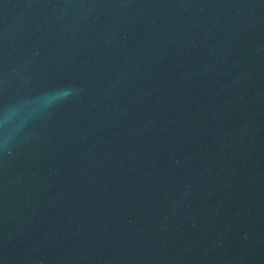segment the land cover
Listing matches in <instances>:
<instances>
[{"label": "water", "instance_id": "1", "mask_svg": "<svg viewBox=\"0 0 264 264\" xmlns=\"http://www.w3.org/2000/svg\"><path fill=\"white\" fill-rule=\"evenodd\" d=\"M0 264H264V0H0Z\"/></svg>", "mask_w": 264, "mask_h": 264}]
</instances>
